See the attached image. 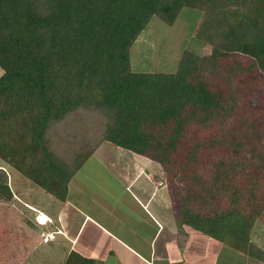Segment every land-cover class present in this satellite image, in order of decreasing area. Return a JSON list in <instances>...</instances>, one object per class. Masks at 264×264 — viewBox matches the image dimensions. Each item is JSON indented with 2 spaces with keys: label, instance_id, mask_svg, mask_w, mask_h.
I'll use <instances>...</instances> for the list:
<instances>
[{
  "label": "trees",
  "instance_id": "1",
  "mask_svg": "<svg viewBox=\"0 0 264 264\" xmlns=\"http://www.w3.org/2000/svg\"><path fill=\"white\" fill-rule=\"evenodd\" d=\"M185 8L200 11L192 30L199 50L186 49L172 72L135 71L130 49L150 20L176 24ZM204 45L211 51L201 55ZM247 72L264 78V0H0V160L58 203L111 142L157 162L167 183L183 182L185 226L260 258L261 129L244 111L229 136L215 129L208 139H183L194 123L239 117ZM6 177L0 198L9 200ZM218 203L215 215L204 213ZM62 264L98 263L73 251Z\"/></svg>",
  "mask_w": 264,
  "mask_h": 264
},
{
  "label": "crops",
  "instance_id": "2",
  "mask_svg": "<svg viewBox=\"0 0 264 264\" xmlns=\"http://www.w3.org/2000/svg\"><path fill=\"white\" fill-rule=\"evenodd\" d=\"M116 153L117 157L113 160L95 159V153L69 181L65 201L61 204L52 199L49 210L40 209L37 218L43 214L52 218L55 224L53 230L57 229L59 233L48 243L39 240L43 250L51 246L54 248L51 255L33 249L28 251V245H25L27 261L36 257L46 259L45 264H62L71 252L76 251L98 264H235L233 255L241 253L201 231L185 226L181 216L178 219L174 197L163 184L157 162L122 150ZM106 165L122 176L118 178L110 171L101 170ZM99 173L107 178V173L111 174L113 178L109 180L115 181L116 193L108 195L105 188H98ZM15 196L18 198L17 194ZM30 216L35 222L34 214ZM25 231L22 229V232ZM201 236H204L205 242H216V246L223 249H215L216 253L211 254L210 259L203 245L194 240ZM25 238L22 240L26 244L29 240L27 233ZM16 243L14 241V245L8 247H15ZM10 255L1 259L17 263L18 259ZM243 262L264 264L251 259H244Z\"/></svg>",
  "mask_w": 264,
  "mask_h": 264
},
{
  "label": "rangeland",
  "instance_id": "3",
  "mask_svg": "<svg viewBox=\"0 0 264 264\" xmlns=\"http://www.w3.org/2000/svg\"><path fill=\"white\" fill-rule=\"evenodd\" d=\"M182 11L183 12H181L179 19L177 20V22H175L176 24L170 26L163 23L160 18L156 16L150 20L147 26L148 28L142 33L143 35L138 38L136 44L133 45L130 49L131 66L135 71L164 73L172 72L177 68L178 61L186 49L197 50L199 48V44L192 30L196 25V20L199 18L200 11L193 8H185ZM210 51L211 47L209 45H204L201 47L199 53L201 55H205ZM230 61L231 58H228L224 63L229 64ZM256 73L260 74L259 71H257ZM239 77V82L242 85L241 88L245 93V96L242 97L243 99L239 103V117H236L235 120L232 119L231 123L230 120H228L224 125L211 124L210 127L204 129H201L198 123H194L185 132V136L183 138L185 141H191L192 139H208L210 134L214 132L215 129L217 130V132L226 133L229 136L231 132L229 127L231 128V125H233V128L236 130H239L241 128L243 120L242 118H240V114L242 115V113L245 111V115L248 116L247 122L256 128L258 126L261 129L260 133L263 134V143L261 144L260 150L264 154V78H261L259 76L255 81H253L251 80L252 75L249 72L243 74V76L239 75ZM243 79H245V81L249 80L248 82L250 86H244V84L241 83ZM218 83L221 82L218 81ZM233 89H235V87H233ZM116 151H121V147L111 142L105 141L95 150L94 154L96 153L97 155L96 158H93H98L99 160H113L117 157ZM201 155H204V153L201 152ZM0 168L3 169H0V176H7V182L13 192L12 199L7 200L0 198V245H2V247H0V264H13L9 259H1L5 258L6 256L9 257V253L12 254L10 256H14L18 260H20V262L17 260V263L14 264H45L46 259H37L36 257L32 261H27L26 246L28 245V251H32L33 249V251H41V253H45V255L53 254L54 248L52 246L43 250L41 245H39V240L42 239L44 243H48L50 239H53L55 237L54 234H52V230L54 228L52 218L47 217V221L44 223H37L36 219L37 214L40 213V209L49 210V207H51L53 204L52 198L43 190H40V187H37L35 184H33L32 181L26 178L22 173L12 168L4 161L0 160ZM101 170H104L106 172L110 171L114 173L118 178L119 175L122 176L121 173L117 172L115 169L113 170L112 167L108 165H106V167L102 168ZM102 175V173H99L98 175V183H100L97 185L98 188H105V193H107L108 195L116 193L117 187L115 185V181L109 180L110 178H113L111 174L107 173L109 178H107L105 175H103L104 177H101ZM261 176L264 177V172ZM162 181L165 185V188L167 187V190L174 197V209H176V212L178 211L177 216L179 219L181 216L179 214V197L180 193L184 189L183 182H181L179 179H175L171 181V183H167L164 180L163 174ZM15 194L18 195V198L15 196ZM58 203L62 204V202ZM256 206V211L264 210L263 202L258 203ZM219 208L220 205L218 203L215 204V206L211 209L207 207L204 210V213H209V216H213L215 215L214 210L219 211ZM32 213L34 214L35 222L31 220L30 215H32ZM254 224L256 228L259 229L260 233L258 237H253V241L255 240L256 244L261 245L262 243H264V220L262 218H257ZM22 229H26L24 234L27 233L30 240H28L26 244L22 240L26 239L25 236L21 235ZM255 231H257V229ZM63 233L66 235L64 231ZM203 237L201 236L199 238H194V240L198 242L200 246L203 245L204 249H206L207 253L209 254V258H212L211 254L216 253L214 251L215 249H223L219 248V246H216L218 245V243L216 242H210L208 240L207 242H205V240H203ZM60 239L64 238L60 237ZM14 241L17 242L15 247H8L10 244L14 245ZM254 253H256V251H254ZM259 255L260 258L251 255L244 256L242 254H235L233 255V257L236 258L235 264H244V259L248 261L251 259L264 262V259H261V256H264V252H261ZM38 261H41V263H37ZM223 261H226V259H223Z\"/></svg>",
  "mask_w": 264,
  "mask_h": 264
},
{
  "label": "bare ground",
  "instance_id": "4",
  "mask_svg": "<svg viewBox=\"0 0 264 264\" xmlns=\"http://www.w3.org/2000/svg\"><path fill=\"white\" fill-rule=\"evenodd\" d=\"M43 217H44V218H43ZM38 218H39V220H40L41 222H43V223L46 222V220H47V216H46L45 214H43V216H41V217L39 216Z\"/></svg>",
  "mask_w": 264,
  "mask_h": 264
},
{
  "label": "clouds",
  "instance_id": "5",
  "mask_svg": "<svg viewBox=\"0 0 264 264\" xmlns=\"http://www.w3.org/2000/svg\"><path fill=\"white\" fill-rule=\"evenodd\" d=\"M39 217V216H38ZM37 220L39 221V222H41L38 218H37ZM47 221V220H46ZM53 234V233H52Z\"/></svg>",
  "mask_w": 264,
  "mask_h": 264
},
{
  "label": "built area",
  "instance_id": "6",
  "mask_svg": "<svg viewBox=\"0 0 264 264\" xmlns=\"http://www.w3.org/2000/svg\"><path fill=\"white\" fill-rule=\"evenodd\" d=\"M53 237V236H52Z\"/></svg>",
  "mask_w": 264,
  "mask_h": 264
}]
</instances>
